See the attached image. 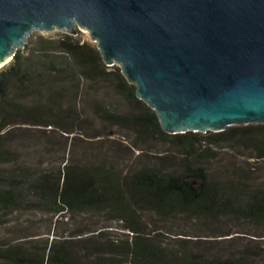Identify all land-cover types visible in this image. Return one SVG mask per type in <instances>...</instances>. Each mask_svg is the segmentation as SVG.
<instances>
[{
  "label": "trees",
  "instance_id": "1",
  "mask_svg": "<svg viewBox=\"0 0 264 264\" xmlns=\"http://www.w3.org/2000/svg\"><path fill=\"white\" fill-rule=\"evenodd\" d=\"M101 88L110 102L96 99ZM84 91L94 98L83 101ZM30 127H49L66 141L72 135L73 145L89 129L86 137L103 140L106 149L85 153L81 163L66 158V144L62 152L42 142L24 152ZM226 147L264 162V124L168 133L96 45L69 33L39 35L0 69V165L13 164L0 168V226L16 211L89 217L66 234L0 238V264H264L256 239L220 251L197 242L174 248L157 227L149 228L152 219L166 225L182 216L216 224L244 220L264 229V185L253 180L250 163L234 158L219 174L228 178L215 177ZM54 153L62 154L60 163L45 164Z\"/></svg>",
  "mask_w": 264,
  "mask_h": 264
},
{
  "label": "water",
  "instance_id": "2",
  "mask_svg": "<svg viewBox=\"0 0 264 264\" xmlns=\"http://www.w3.org/2000/svg\"><path fill=\"white\" fill-rule=\"evenodd\" d=\"M76 27L166 132L264 123V0H0V69L33 31Z\"/></svg>",
  "mask_w": 264,
  "mask_h": 264
},
{
  "label": "rangeland",
  "instance_id": "3",
  "mask_svg": "<svg viewBox=\"0 0 264 264\" xmlns=\"http://www.w3.org/2000/svg\"><path fill=\"white\" fill-rule=\"evenodd\" d=\"M68 34L67 31L61 30H53V31H40L36 30L33 31L25 41L22 47H19L15 50V53L18 50L26 51L29 42L35 40L39 35L49 38H57L62 34ZM72 34V33H69ZM76 38H79L82 41H87L92 43L93 45L97 44L91 39V36L88 31L83 28L76 27L75 32L72 34ZM116 65V64H115ZM118 66V65H117ZM90 97H93L88 91H84L82 93V100L86 101L89 100ZM110 92L107 89H100L98 91L96 99L103 100L106 102H110ZM94 98V97H93ZM264 124V123H262ZM95 128H100V123L96 121L94 123ZM50 131V132H49ZM28 137H25L24 144L26 145V151H31L33 144L42 142L53 148L54 150H59L60 152L63 151L64 145L66 144V158H73L77 162L81 163L88 159L86 158L85 153H90L91 151L95 153H102L104 152L105 145L102 142L103 140H99L98 138L89 139L87 136V132H90L89 129H86L80 136L81 141L75 143L74 145L71 143V136L68 135V140L66 141V137L60 134L58 131H52L49 127H30L28 130L25 131ZM210 132H214L212 130L199 133L209 134ZM116 138H121L120 134H114ZM32 146L29 148V146ZM58 151V153H59ZM54 153L53 157H48L45 161V164H58L60 163V156L62 154ZM220 157L213 166V171L218 175L223 172L225 169L222 167L228 161H233L235 159L244 161L247 160L250 163L252 170H253V180L256 183L264 185V162L260 160H256L254 158H247L245 151L240 149L232 150L229 148H224L221 150ZM84 154V155H83ZM137 154V152H136ZM60 155V156H57ZM84 157V158H83ZM235 158V159H234ZM122 162V160H120ZM125 160L122 162V165L125 166ZM13 164L10 163L9 165H0V168H10ZM126 169V167H125ZM217 179L222 180L228 178L224 175L215 176ZM89 216H81L76 217L73 214H65L63 217H59L58 215L52 216V214L42 213L39 211H16L11 214L8 219V223L4 226H0V238L7 237V238H14L18 235H31V234H43V236H51L53 234H62L67 233L71 229H77L83 223V218H88ZM94 222L104 225V221L101 218H91ZM148 219H146L147 221ZM154 222L153 224L149 225V228H158L163 236V240L165 244H168L170 247H186L192 249L196 247L193 242H197L198 247L201 249H212L211 251H220L221 247L226 248L229 244L232 247L237 248L242 246L245 243L251 244V240L256 242L257 246H261L264 249V229L258 225L250 223L244 220L238 221H222L220 223H208V222H201L198 220H190L186 217H177L173 221L169 222L168 224H162L158 222L156 219H152ZM85 221V220H83ZM112 227H118V223H111ZM230 230L232 232L231 235L225 236L222 235L221 232H226ZM231 238V239H228ZM231 240L230 242H228ZM181 243L180 245H178ZM254 244V243H253Z\"/></svg>",
  "mask_w": 264,
  "mask_h": 264
},
{
  "label": "bare ground",
  "instance_id": "4",
  "mask_svg": "<svg viewBox=\"0 0 264 264\" xmlns=\"http://www.w3.org/2000/svg\"><path fill=\"white\" fill-rule=\"evenodd\" d=\"M6 60H8V59H5V60H3L2 62H0V66H1Z\"/></svg>",
  "mask_w": 264,
  "mask_h": 264
}]
</instances>
